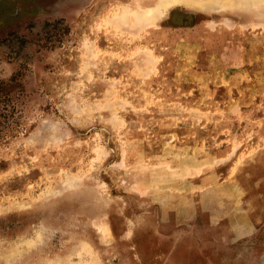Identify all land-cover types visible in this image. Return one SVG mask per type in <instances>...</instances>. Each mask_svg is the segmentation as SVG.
<instances>
[{"label":"rangeland","instance_id":"374dc122","mask_svg":"<svg viewBox=\"0 0 264 264\" xmlns=\"http://www.w3.org/2000/svg\"><path fill=\"white\" fill-rule=\"evenodd\" d=\"M131 1L0 0V264H264V0Z\"/></svg>","mask_w":264,"mask_h":264},{"label":"bare ground","instance_id":"6f19581e","mask_svg":"<svg viewBox=\"0 0 264 264\" xmlns=\"http://www.w3.org/2000/svg\"><path fill=\"white\" fill-rule=\"evenodd\" d=\"M154 1L157 0H132L131 2L136 3L138 8L141 7L142 17H141V12L139 10L133 9L128 5H125L122 8L123 9L122 14H119L116 17H114L117 19H114L113 23L120 22L121 24H124L123 22L119 21V18H122L123 21H126L129 12L133 13L135 17L139 18V20H142L143 22L152 23L154 19L157 18V14L159 10H161V8L168 9L172 7L173 4H184L198 9L204 7L207 4L229 5L237 2L238 0H223L222 3L218 2L219 0H163V2L158 0L159 2L156 5H150L151 4L150 2H154Z\"/></svg>","mask_w":264,"mask_h":264},{"label":"trees","instance_id":"16d2710c","mask_svg":"<svg viewBox=\"0 0 264 264\" xmlns=\"http://www.w3.org/2000/svg\"><path fill=\"white\" fill-rule=\"evenodd\" d=\"M2 6V5H1Z\"/></svg>","mask_w":264,"mask_h":264}]
</instances>
